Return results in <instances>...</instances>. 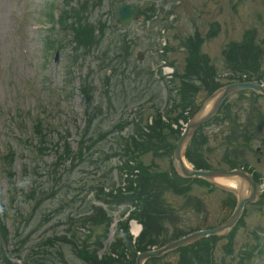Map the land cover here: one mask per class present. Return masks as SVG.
I'll list each match as a JSON object with an SVG mask.
<instances>
[{"label":"rangeland","instance_id":"obj_1","mask_svg":"<svg viewBox=\"0 0 264 264\" xmlns=\"http://www.w3.org/2000/svg\"><path fill=\"white\" fill-rule=\"evenodd\" d=\"M85 1L94 0H78V3H72L71 9L76 11L80 4ZM117 0H102L100 7H90L88 15L91 21L109 22L110 27L113 22V9ZM128 3L136 4L141 7L147 3H155L159 9L157 18L150 19V22H144L143 18L132 24L128 29H109L105 34L102 51L107 52L108 57L113 59L107 66L105 72L94 74V80L98 91L104 88L103 79L108 76L110 81V95L104 99V106L111 107V114L102 122L103 131L106 132L114 121L110 118L118 119L125 114L126 109H133L138 106L152 105L164 108L167 103V83L158 79L157 75L149 72L150 68L156 64L161 58L158 53V43L162 44V39L166 41V46L170 48L166 54L165 60L172 62L175 69H181L185 52L182 46V40L187 41V37L198 31L202 34L200 38L203 40L201 44V53L206 55L210 64L213 65L219 74V81H226L225 63L221 52L226 47H232L233 43L246 42L250 49L256 45L260 49L259 53H263L261 58V73L264 77V0H124ZM62 0H0V151L4 152L7 143H11L18 147V143L11 137L10 141H6L5 135L10 131V125L16 129L18 135L23 134V128L18 121L17 114L25 113L29 110L30 116L38 111L39 103L54 104L55 99H59L56 110L49 108L48 112L53 113L52 123L56 125V118L61 117L68 112H74L77 116L71 122L79 123L82 118L83 101L77 93L79 81L76 80L71 90L64 94L67 89L62 88L63 81L71 77L74 73L76 77L82 73L86 74V70L90 61L84 63V69L81 70V64L70 68L72 64L69 62L70 55L69 45H64L62 51L58 52V60L55 61V51L52 54L44 53L42 44V35L48 33L45 29L47 26L43 19L37 21V16L41 14L49 4H53L56 10L65 8L61 5ZM150 18H152L150 16ZM156 18V19H155ZM36 23V26L33 24ZM57 29V27H55ZM163 31V32H162ZM61 35V34H59ZM63 37V35H61ZM126 37L127 44H130L129 59L119 62L112 56L117 48L122 47V38ZM253 42V46L250 43ZM205 43V44H204ZM204 45V46H203ZM203 46V47H202ZM193 45H190L192 48ZM189 48V49H190ZM152 50V51H150ZM158 50V51H157ZM142 53L143 60H136L137 53ZM157 52V53H156ZM258 56L250 51V58ZM259 57V56H258ZM225 58V57H224ZM107 65V63H106ZM69 67V68H68ZM264 83V78H263ZM204 95L199 97V103L205 99ZM36 102V105L33 103ZM38 102V103H37ZM111 102V105L109 106ZM59 105V106H58ZM62 107V108H61ZM154 108V107H153ZM8 109V110H7ZM7 110V111H6ZM62 110L64 113L59 112ZM153 109H149L143 115V119L148 120L147 116ZM139 113L138 111L134 114ZM132 114L131 118L136 115ZM4 115L10 117V121L4 125ZM227 116V119H224ZM260 116V121H256V117ZM28 118V117H26ZM130 118V119H131ZM129 119V120H130ZM28 120V119H27ZM252 123V126L259 125V136L256 140H252L246 145V149L241 146V139L238 138L236 128ZM111 123V124H110ZM115 123H117L115 121ZM27 126V125H26ZM30 125L28 126V128ZM250 127L247 129V131ZM19 130V131H18ZM127 129L122 131L125 134ZM202 133L207 139L203 149L204 157L210 166L226 168V164L222 161V157L228 153L233 154L239 152V166H246L262 178L261 184L264 186V155L257 162L259 155L256 149L264 151V100L251 95L232 96L227 101L225 107L218 114V118L211 121L202 129ZM247 133V132H246ZM19 139V136H18ZM112 136L106 138V141L100 143L103 153H108L109 144ZM233 140V141H232ZM175 144V141H171ZM244 153H241V151ZM202 152V153H203ZM96 156V155H95ZM94 156V158H95ZM241 157H244L240 160ZM93 158V159H94ZM33 157L28 151L18 155L16 164L25 161L33 163ZM150 155L146 157L145 163L150 164L155 161V169L159 172L170 170V159H154ZM48 161V160H47ZM100 162V161H99ZM115 159L110 160V164L101 161L97 168L91 165L87 169H79L67 180L70 185L69 196H77V202L72 209V215L87 214L90 210L89 205L94 203L93 192L89 191V185L96 184L100 180L109 179L108 185H119V179L116 172H110V168L114 166ZM106 165L108 169L106 168ZM94 173V170H96ZM108 174L110 176H108ZM106 175L107 178L104 176ZM100 179V180H99ZM103 183V182H100ZM52 185L50 184L49 187ZM189 197L192 202H188L186 198L174 197L168 195L166 199L173 202L174 208L177 207L176 217L173 215V221H166L163 227L166 229L168 237L176 232L190 231L191 228L205 229L214 227L224 221L230 213L231 209L223 206L224 195L218 191L210 189V191L202 186L190 185ZM5 183L0 176V197H4ZM201 201V210L196 207V201ZM89 207V209H88ZM228 207V206H227ZM50 211L57 208V203H49L46 205ZM88 209V210H87ZM263 209V211H261ZM123 210L120 206L118 210L111 212L113 223L119 221V215ZM29 213V211H28ZM68 210L59 215H53L52 220L45 224L42 231L50 234L61 235L66 226L59 224L64 221L68 215ZM38 221L41 220L39 216ZM36 219V220H37ZM242 223L238 226L235 237L233 238V254L235 261L238 262V255L243 249L254 242V234L260 236V241L264 244V199L263 203L258 206H249L243 217ZM37 221V222H38ZM7 225L13 235L14 228L12 222L7 220ZM34 222L33 224H35ZM32 225V224H31ZM53 233H51V232ZM115 225L111 226L108 241L110 243L112 234H114ZM161 238H165L162 234ZM226 240L218 242L215 248V258L219 264L220 260L225 257L226 262L231 261V257L225 254ZM264 246V245H263ZM105 249L100 251L104 253ZM179 253L168 255L167 261L176 263L179 259ZM69 257V264H81L75 258ZM251 264H264L263 257H254Z\"/></svg>","mask_w":264,"mask_h":264},{"label":"trees","instance_id":"obj_2","mask_svg":"<svg viewBox=\"0 0 264 264\" xmlns=\"http://www.w3.org/2000/svg\"><path fill=\"white\" fill-rule=\"evenodd\" d=\"M90 34V32H89ZM189 68L194 72V75H188L185 76L183 78H181V82L182 84H186L188 86H192L193 83L195 82L194 78H197L198 80H202V67L199 63H195L194 65L189 64ZM209 69V68H208ZM198 81H196L197 83ZM204 85H208L209 84V80L206 77L205 80L203 81ZM156 126L153 128L155 129ZM142 139L143 136H141ZM153 139V138H152ZM92 140H89V142H91ZM134 145H136V141H134ZM93 146V144L91 145ZM189 158L191 159V161L197 166V167H203L205 166L197 157L195 156H191L189 155ZM66 159H70L71 161H74L76 159L75 156H67ZM157 178L159 179L160 176H157ZM141 183V188L145 187V181L144 179L139 181ZM164 183H167V181H164ZM127 192H134L135 194H137L138 189L137 188H133L132 185L130 184L129 187L126 189ZM116 200H124L126 197L124 196V194L122 193L121 190H119L118 195L113 197ZM134 217H138L137 215L133 214ZM146 216L148 218L151 219V215H149L148 213L146 214ZM147 217H144L143 219L147 220ZM142 219V220H143ZM90 222L92 224V226H97L98 225V218H91ZM154 223L155 224H159L160 222H158V220L156 218H154ZM150 221H146L145 222V231L142 234L141 238L137 241L136 243V249L139 251L144 250L147 246L155 244V241L150 239V233H151V227H150ZM117 243L113 246V253L118 255L120 257V259H122L123 261L126 260L125 257L126 255H130V256H134V248L131 246L130 243V239L128 238L127 234H118L117 235V239H116ZM41 246H39L37 248V250L40 248ZM124 252H127V254H124ZM38 253L34 252V254L31 256V259L33 260V262L35 264H44L46 263L45 260H43L41 257L37 256ZM82 257L87 261V262H91L92 264H112L113 259H111L110 257H103L102 258V262H98L97 258L90 254L88 251H84L82 254Z\"/></svg>","mask_w":264,"mask_h":264},{"label":"water","instance_id":"obj_3","mask_svg":"<svg viewBox=\"0 0 264 264\" xmlns=\"http://www.w3.org/2000/svg\"><path fill=\"white\" fill-rule=\"evenodd\" d=\"M132 12V9L131 8H127V7H124L122 5H119L118 7V15H119V18H123V17H126L127 15H129L130 13ZM236 89V87H229L228 89H225V90H221V91H218L212 98L214 99V102H213V109L212 111L206 115L205 117L203 116H197L196 118H194V120L191 122V124L189 125L188 129H187V132L185 133V135L183 136V138L180 140V142L178 143V148H177V151H176V160L179 162V165H178V170L185 176H188V177H192V176H204V177H211V176H214L216 174L214 173H195V172H191V171H188L186 168H184V166L182 165L181 163V160H180V151L182 149V147L187 143V141L189 140V138L191 137V135L193 134L194 130L202 123V122H205L210 116H212L217 107L219 106L220 102L222 101V99L230 92L234 91ZM239 175L243 176L242 174L238 173ZM182 242H179V243H175L173 245L177 246L179 244H181ZM171 248H173V246H170ZM157 253H154V254H149V255H155ZM149 255H143L142 257H145V256H149Z\"/></svg>","mask_w":264,"mask_h":264},{"label":"bare ground","instance_id":"obj_4","mask_svg":"<svg viewBox=\"0 0 264 264\" xmlns=\"http://www.w3.org/2000/svg\"><path fill=\"white\" fill-rule=\"evenodd\" d=\"M218 181L229 188H235L237 186L238 188H241L243 192H245L246 185L239 182L237 179H219ZM132 230L134 233L138 232V228L135 225H133Z\"/></svg>","mask_w":264,"mask_h":264}]
</instances>
